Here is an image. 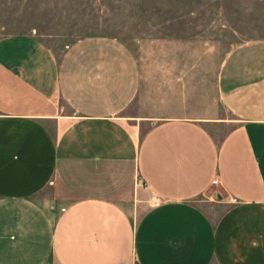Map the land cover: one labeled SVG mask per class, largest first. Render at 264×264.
Returning <instances> with one entry per match:
<instances>
[{"label": "crops", "instance_id": "crops-1", "mask_svg": "<svg viewBox=\"0 0 264 264\" xmlns=\"http://www.w3.org/2000/svg\"><path fill=\"white\" fill-rule=\"evenodd\" d=\"M141 88L117 38L0 41V264H264V41L193 116L143 113Z\"/></svg>", "mask_w": 264, "mask_h": 264}, {"label": "rangeland", "instance_id": "rangeland-1", "mask_svg": "<svg viewBox=\"0 0 264 264\" xmlns=\"http://www.w3.org/2000/svg\"><path fill=\"white\" fill-rule=\"evenodd\" d=\"M14 36L35 37L57 57L84 38H117L140 62L142 112L183 103L193 116L217 105L227 56L264 41V0H0V41ZM233 125L208 128L220 140Z\"/></svg>", "mask_w": 264, "mask_h": 264}, {"label": "built area", "instance_id": "built-area-1", "mask_svg": "<svg viewBox=\"0 0 264 264\" xmlns=\"http://www.w3.org/2000/svg\"><path fill=\"white\" fill-rule=\"evenodd\" d=\"M214 184H217V182H214ZM155 198L153 197L152 200H154ZM234 203H237V200H234Z\"/></svg>", "mask_w": 264, "mask_h": 264}]
</instances>
